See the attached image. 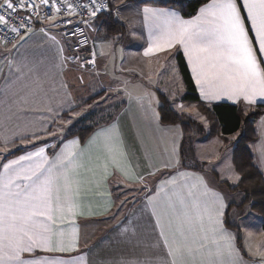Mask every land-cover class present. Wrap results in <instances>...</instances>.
<instances>
[{
  "label": "crops",
  "instance_id": "obj_1",
  "mask_svg": "<svg viewBox=\"0 0 264 264\" xmlns=\"http://www.w3.org/2000/svg\"><path fill=\"white\" fill-rule=\"evenodd\" d=\"M111 2L113 7L115 0ZM120 2L123 7H115L111 13L113 18L125 28L124 32L117 37V47H111L116 51V56L120 57L115 75L125 76L127 84H131L130 86L134 85L133 77L143 79L142 87L145 89H141L142 91L138 89L140 94L132 93L131 100L146 103L143 109L139 106L135 109V114L130 115L136 119L134 122L130 121L129 116L126 130L119 120L111 116L110 122L98 128L85 144H82L79 139L73 138L61 142L60 147L55 148L62 137L58 131L62 127L61 124L78 111L81 101L85 103L93 97L101 95L92 102L95 103L104 101L111 95L113 102L119 101L118 96L122 95V91H117L116 86L112 83L111 75L106 73L109 66L104 63L106 62L105 57L100 53L101 46L109 42L111 38L109 40L103 38L104 42H96L97 38H102L98 34V30L102 26L103 20L95 19L94 23L93 20L83 23L88 35L95 40V49L92 52L96 58V65L93 67H87L86 61L83 63L82 59L77 62L70 61L69 47L61 39L59 28L53 26V21L46 23L36 21L32 31L24 34V39L17 41L16 48L8 45L11 49L8 58L13 63L11 71L6 67L8 60L0 55V148L4 147L5 139L10 142L6 151H0V171H2V165L9 160L39 148H44L48 159L53 160L65 144L69 145L70 151L79 153L80 163L87 166V170L83 167L79 169L85 190L80 209L82 214L73 216L70 213H65V218L57 222V227L64 231L66 238L75 231L79 241L78 247L66 252H48L36 249L31 254H24L25 258L39 261L40 264H44L47 260H56L63 264H121V262H127V264H171L172 257L168 255V248L164 242L165 237L161 236L163 229L165 236L171 242L170 217L162 214L160 209L166 202V191L174 187V185L165 182L175 177V183L182 186L180 191L185 195L187 189L191 187L200 200L211 198L213 193L222 199L224 206L221 210L222 215L219 216L220 225L218 227L234 237L233 244L238 252L235 264H264V260L258 256L254 249L246 248L243 235L240 249L237 243V229L229 228L225 223L228 213L229 222L238 224L241 229L240 233H243V226L252 225L254 222L253 225L261 228L263 220L252 211L238 207L241 199L238 193H231L227 189L225 192L222 188L213 186L203 172L185 169L181 166V161L177 163L180 149L177 147H180L182 139L181 128L178 125L164 126L160 124L159 119L155 118L156 111L151 109V105L148 103L154 101L153 96H164L167 99L163 89L169 88L173 91V84L184 89L177 66L179 53L185 57L193 78L183 48L176 45L167 51L145 56L144 52L150 44V27L145 25L139 11L143 5L140 0H120ZM117 8L121 10L119 13L115 11ZM174 11L184 20L192 19L199 14L198 11L195 16L184 18L177 10ZM242 14L246 15V13ZM246 26L249 28V36L253 40L254 47L258 49L254 33L251 32L250 24L247 21ZM41 29L44 31L42 32ZM53 36L58 43L51 39ZM258 57L264 60V56H259V53ZM17 64L23 68L22 73L16 72L15 65ZM85 68L88 69L84 70ZM29 69L32 71L30 72ZM147 81L151 82L150 86ZM196 88L201 100L207 104H243L248 107L264 105V101L259 100L253 105H248L243 100L234 103L227 98L208 101L201 97L197 85ZM130 91L133 92L131 89L127 92L130 93ZM49 108L53 111H49ZM41 125L51 127L52 131L57 134L53 136L40 133ZM256 126L259 139L251 145V149L257 165L264 173V116L258 119ZM109 128H115L123 141L126 157L122 164H114L99 150L98 145L102 137L93 141L98 132ZM33 131H36L40 138L31 139L30 142L21 144L20 137H31ZM136 135L138 139L142 140L141 153ZM138 135H145V138H140ZM13 139L15 144L11 143ZM74 140L79 143L71 145L70 142ZM37 141H41L42 145L35 146ZM90 141L93 142L90 143ZM148 141H152L150 148H148ZM24 147L29 148L21 154L7 158L15 150ZM130 148L138 150L140 154L137 161L138 168L132 161ZM144 151H146L145 155ZM168 161L171 163L169 167L165 168L163 165ZM125 167L127 168V180H125ZM158 168L166 171L161 175L154 171L155 175L147 178L146 188L137 180V175L147 177L149 171ZM180 173L187 175L181 176ZM232 183H236V180L234 182L232 180ZM140 184L144 185L142 188L144 194L134 202L128 203L126 208L118 207L120 204L118 205L116 197L124 191L117 192L119 191L117 187L125 188ZM157 190H160L159 195H157ZM168 194L170 195V193ZM150 200L151 203H149ZM216 207L218 208L219 204ZM154 211L156 215H153ZM245 221L246 225H244ZM195 228L197 231L199 230L198 223ZM209 247L215 250V245L210 242ZM197 259L199 260V257ZM206 259L207 257H205ZM223 259L225 264H230L227 256Z\"/></svg>",
  "mask_w": 264,
  "mask_h": 264
},
{
  "label": "snow or ice",
  "instance_id": "obj_2",
  "mask_svg": "<svg viewBox=\"0 0 264 264\" xmlns=\"http://www.w3.org/2000/svg\"><path fill=\"white\" fill-rule=\"evenodd\" d=\"M143 2L144 6L139 11L145 25L150 27V44L144 52L145 56L180 45L203 99L211 101L227 98L234 103L243 100L248 105L256 104L258 100L264 101V60L258 57V53L264 56V0H210L199 9L197 16L189 20L182 19L174 10L152 6L155 0ZM41 6L48 9L46 19L53 21V26H57V18L51 14L52 9L56 13L64 9L69 15L76 14V9L67 0H63V3L61 0H0V31L4 32V36L0 37V55L8 60L6 67L10 71L13 63L8 58L11 53L8 45L16 48L13 41L24 39L21 30L25 33L32 31L29 22L33 15L39 16ZM79 7L87 12L93 23L98 14H111L113 11L112 5L105 3V0H89ZM115 11L119 13L121 10L117 8ZM246 21L254 33L258 49L249 36ZM51 39L58 43L55 36ZM86 63H94V60ZM15 70L23 72L19 64L15 65ZM176 107L181 112L188 110L182 103L176 104ZM48 110L53 111L51 108ZM155 118L158 120V115ZM39 132L53 136L57 134L51 127L43 125ZM99 137H102L99 150L114 164H122L126 152L115 128L102 129L93 141ZM39 138L40 135L33 131L31 137L21 136L20 143L26 144L31 139ZM3 143L4 147L0 151H6L10 142L5 139ZM11 143L15 144V140ZM70 143L76 145L79 142L74 140ZM170 163L165 162L163 166L167 168ZM81 167L87 170V166L80 163V154L70 151L67 144L53 160L48 159L44 148H39L2 165L0 264H40L39 261L26 259L24 254H31L36 249L66 252L78 247L75 231L66 238L64 231L57 227V222L65 218V213L73 216L82 214L80 209L85 190L79 171ZM154 175V171H149L147 177L137 175V180L146 188L147 178ZM127 178L125 167V180ZM175 181L173 177L165 182L174 187L166 191L167 199L160 209L162 214L170 217L171 242L163 229L161 236L165 237L168 255L172 257L171 264H225V256L229 258L230 264H235L238 252L233 244L234 237L218 227L224 206L222 199L213 193L211 198L200 200L191 187L185 195L180 191L182 186ZM160 190H157V195ZM153 215H156L155 211ZM197 223L198 231L195 228ZM157 224L160 225L159 218ZM209 242L215 245V250L209 247ZM44 264L63 262L47 260Z\"/></svg>",
  "mask_w": 264,
  "mask_h": 264
},
{
  "label": "trees",
  "instance_id": "obj_3",
  "mask_svg": "<svg viewBox=\"0 0 264 264\" xmlns=\"http://www.w3.org/2000/svg\"><path fill=\"white\" fill-rule=\"evenodd\" d=\"M209 2L210 0H155L152 6L172 8L184 18H191ZM140 3L144 6L143 0H140ZM97 19L103 20L98 34H104L103 36L107 39L124 32V26L111 14L107 13ZM177 66L186 91L182 99L183 103L194 105L208 121V131L206 132L204 126L195 121H189L183 114L176 113L171 107V102L164 96H160L161 100L165 102V105L159 108L160 124L164 126L178 125L181 128L182 139L179 150L180 158L183 159L181 166L188 170L203 172L200 162H197L195 166H188L184 160L188 157L189 151L193 150V144L197 140H208L221 136L224 147L233 151V165L240 179L236 184H231L228 181H222L220 184L224 185L231 193H242L244 197L238 207L247 208L264 220V173L257 165L251 149V145L259 139L256 124L258 119L264 116V105L248 107L243 104H207L199 97L185 57L181 53L177 55ZM100 96L93 97L87 103L93 102ZM109 122L110 120H104L89 123L87 120H81L61 137L55 148H59L61 142L73 138H77L82 144H85L98 128ZM36 145H42V142L37 141ZM27 148L29 147L19 148L9 154L7 158L21 154ZM119 206L122 207V205ZM225 223L229 228H240L239 225L229 222L228 213ZM237 235V243L241 249L240 230Z\"/></svg>",
  "mask_w": 264,
  "mask_h": 264
},
{
  "label": "rangeland",
  "instance_id": "obj_4",
  "mask_svg": "<svg viewBox=\"0 0 264 264\" xmlns=\"http://www.w3.org/2000/svg\"><path fill=\"white\" fill-rule=\"evenodd\" d=\"M124 1V0H122ZM115 7H123V4H121L120 0H115V3L113 5V9ZM46 23V22H45ZM104 34H101L102 38H97L96 42H104L103 38H106L103 36ZM121 34H118L114 36V38H111L109 42L103 44L101 46L100 53L105 57L104 63L108 64V71H104L107 74L109 73L111 75L110 79L113 80L114 86H116L117 91H122V95L118 96V100L111 101L112 96H108L107 99L104 101L99 102H80V108L78 111H76L74 114L71 115L67 120L61 124V129L63 131H60V136H64L71 127L74 126L75 123L81 121V120H87L89 123H97L104 120H109L111 116H114L117 120L120 121L122 127L124 130L127 129V123L129 116L132 114H135V109L139 106L141 108H144V104L146 103H138L132 101V93L133 94H140L138 93L139 90L145 89V87H142L143 79L141 78H134V85L130 86L131 84H127L128 81L125 79V76H116L117 74L116 70L118 66V59L120 57L116 56V51L111 47H117V37ZM115 43V44H113ZM98 49V46H97ZM117 50V49H116ZM118 52L120 53V50L118 49ZM105 65V64H103ZM87 67H90L88 64ZM88 68H85L84 70H87ZM103 69V68H102ZM95 70V69H94ZM93 71V70H91ZM94 72V71H93ZM74 81V80H73ZM111 81V80H110ZM147 84L150 86L151 82L147 81ZM129 89L133 90L128 93ZM173 91L169 88L163 89V92L167 95V100L171 102V107L173 110L178 114H183L187 117L189 121H195L196 123L204 126L205 131H208V121L207 119L198 111V109L194 105L183 103L182 99L184 95L186 94L185 89H180V86L173 84ZM141 90V91H142ZM143 94V93H142ZM103 95V94H102ZM128 95V96H127ZM143 97L142 95H139ZM155 99L154 101L148 102L151 105V109L156 111V114L159 116V108L163 105H165V102L161 100L158 96H153ZM83 102V103H82ZM182 103L188 110L186 111H179L176 107V104ZM109 116V117H108ZM135 118H132L130 116V121H135ZM68 121H71V123H68ZM195 134V133H194ZM140 138H145V135H138ZM174 136V135H173ZM171 138V137H170ZM136 140L139 141V151L141 146V139L137 138ZM154 140V139H153ZM146 141V140H145ZM151 142L148 141L149 146L151 147ZM178 149L180 147H177ZM130 156L132 157V161L134 162L136 168L138 157L140 156L138 150H135L134 148H130ZM135 151H134V150ZM180 150V149H179ZM192 150V149H191ZM146 154V151H144V155ZM178 159L179 162L183 159L180 158V152L178 151ZM188 157L184 160V163L188 166H195L197 165V162L201 163V169L203 170L204 175L208 179V181L215 187L222 188L226 192V187L220 182L222 181H229L231 184H236L239 179H236V176H238L237 172L234 169L233 165V151L231 149L224 147V141L221 136H216L212 139H199L193 144V150L189 151ZM151 167V166H150ZM149 167V168H150ZM159 171H155L158 175H161L163 172H165V169L158 168ZM232 180H236V183H232ZM144 185H136V186H127L125 188L117 187V192L124 191V193H119L118 197H116V201L118 205H122V209L126 208V205L128 203L134 202L137 198H139L143 193L142 188ZM145 190V189H144ZM228 190V189H227ZM229 191V190H228ZM241 197L240 203L243 200V194L238 193ZM230 200V199H229ZM120 207V206H119ZM247 209V208H246ZM255 214V213H254ZM260 217V216H258ZM262 219V217H260ZM263 220V219H262ZM253 222V221H252ZM264 220L262 222V227L257 228L256 225H253L254 222L249 224L248 226L244 227V232L241 233V237H243V240L245 242L246 248L248 247L249 250L254 249L258 256L264 260ZM238 225V224H237ZM244 225H246V221L244 222ZM238 231L241 229H237ZM243 235V236H242Z\"/></svg>",
  "mask_w": 264,
  "mask_h": 264
},
{
  "label": "built area",
  "instance_id": "obj_5",
  "mask_svg": "<svg viewBox=\"0 0 264 264\" xmlns=\"http://www.w3.org/2000/svg\"><path fill=\"white\" fill-rule=\"evenodd\" d=\"M61 2L63 3V0H61ZM88 2L89 0H67V3L72 4L76 9V14L69 15L68 12L64 9H62L60 13H56L55 9H52L51 14L56 16V23L60 31L61 39L69 47L70 61L77 62L82 59L84 63L85 61L94 60V63H87L89 66L93 67L96 65V58L94 56V53L92 52L95 49V41L88 35L87 30L83 25L85 21L89 22L92 20V18L88 16L86 11L79 7V5L87 4ZM110 2L111 0H105V3L110 4ZM20 14L23 15V13ZM48 14V9L41 6L39 16L33 15L31 21L29 22L31 24V27L33 28L36 21L42 23L51 21L46 19V16ZM105 14L107 13H100L95 19ZM10 26L11 25H9V27ZM72 33L75 34L73 35ZM24 34L26 33L21 30V35L23 36ZM9 35L13 34L10 33ZM3 36L4 32L0 31V37ZM17 41H13V43H17Z\"/></svg>",
  "mask_w": 264,
  "mask_h": 264
}]
</instances>
